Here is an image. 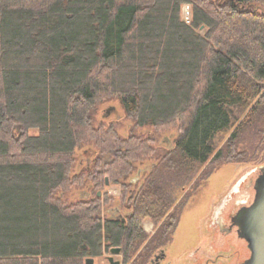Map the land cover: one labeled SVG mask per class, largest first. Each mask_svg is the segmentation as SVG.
Here are the masks:
<instances>
[{"label":"trees","instance_id":"trees-1","mask_svg":"<svg viewBox=\"0 0 264 264\" xmlns=\"http://www.w3.org/2000/svg\"><path fill=\"white\" fill-rule=\"evenodd\" d=\"M111 102L133 124L126 137L97 122ZM176 119L163 165L134 201L123 195L134 214L103 218L107 179L126 183L153 153L137 131ZM263 145L264 0H0V264L138 250L144 218L178 225L159 172L250 162ZM85 147L94 157L78 171ZM76 187L87 196L65 201ZM144 263L141 253L132 264Z\"/></svg>","mask_w":264,"mask_h":264},{"label":"rangeland","instance_id":"rangeland-1","mask_svg":"<svg viewBox=\"0 0 264 264\" xmlns=\"http://www.w3.org/2000/svg\"><path fill=\"white\" fill-rule=\"evenodd\" d=\"M183 16L185 20L190 18V9L184 7ZM105 121L114 123L119 127V133L122 136L129 135L132 129V122L126 118L123 109L118 102L104 104L98 114L97 122ZM182 124L180 119H176L168 126L158 128H149L138 130L145 137L150 138V146L153 148L149 156L141 161H136L135 172L126 179V183L115 184L108 179V184L99 191L100 215L103 218L116 217L120 214H127L126 208H123L122 198L126 195L130 199L131 193L140 187L156 165H163L164 155L176 145L177 139L181 134ZM230 132L220 134L217 137L218 146H222L228 139ZM155 156H153V155ZM76 155L79 159L76 170L86 166L94 157L92 148L85 147L77 150ZM264 166V145L255 153V159L250 162H217L209 161L200 168H190L187 171L169 172L162 170L158 175L162 178L164 187V196H168L169 202L173 207L180 208L179 221L177 229L172 237L169 246V260L172 264H191L190 256L193 250L200 245L202 239L207 235L206 230L210 223L214 222L220 211L226 208V211L234 210L241 202H251L255 196L254 184ZM155 170V169H154ZM205 170H212L208 175ZM157 178V177H156ZM133 182L131 187L133 191L127 190V186ZM127 190V191H126ZM136 192H133L135 196ZM87 194L83 187L73 188L67 195V202H74L79 198L86 197ZM178 204V205H177ZM172 206L170 208H172ZM143 225L147 230H153L154 223L151 218H144ZM95 259V264L108 263L107 256ZM116 260L123 261L122 255L114 256Z\"/></svg>","mask_w":264,"mask_h":264},{"label":"flooded vegetation","instance_id":"flooded-vegetation-1","mask_svg":"<svg viewBox=\"0 0 264 264\" xmlns=\"http://www.w3.org/2000/svg\"><path fill=\"white\" fill-rule=\"evenodd\" d=\"M262 175L263 171L260 170L254 184L255 196V187ZM133 192L136 191L134 190ZM133 192L130 197L134 201ZM249 199L250 196L247 201L241 202L237 208L234 207V210L227 212L226 208H224L220 211L216 220L210 223V227L206 230L207 235L203 237L200 245L193 250L190 256L191 264H249L248 261L252 257V251L246 238V233L249 231V220L245 219V217L243 219V215H240L241 211L246 210L253 204L254 199L248 202ZM168 203L172 205L173 200L172 202L168 201ZM177 209L179 207L175 208L172 206L171 208V210ZM127 211L129 212L125 214L126 216L120 214L115 218L127 219V217H131L134 214V209H127ZM163 221H166V216L159 222L153 221L154 227L150 231L147 230V227L141 221V229L145 232L146 239L138 250L132 249L129 252H124L121 248V252L118 254V256L122 255L123 261L121 264H132L141 253L144 255V264L173 263L169 260V246L178 225L172 227L168 223L165 225ZM162 226L165 228L162 232H159ZM139 242L137 241L138 245ZM109 256H107V259Z\"/></svg>","mask_w":264,"mask_h":264},{"label":"water","instance_id":"water-1","mask_svg":"<svg viewBox=\"0 0 264 264\" xmlns=\"http://www.w3.org/2000/svg\"><path fill=\"white\" fill-rule=\"evenodd\" d=\"M261 170L263 175L256 184L254 202L246 210L240 212V215H243L242 218L245 217V219L249 220V231L246 233V238L252 251V257L248 261L249 264H264V166L261 167ZM120 252V247L112 248L106 264H121V261L116 260L114 257ZM86 264H95V259L88 258Z\"/></svg>","mask_w":264,"mask_h":264}]
</instances>
